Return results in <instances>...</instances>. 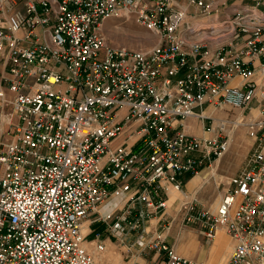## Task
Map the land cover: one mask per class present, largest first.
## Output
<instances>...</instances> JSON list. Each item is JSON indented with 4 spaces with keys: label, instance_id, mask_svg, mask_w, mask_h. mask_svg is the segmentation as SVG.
I'll return each mask as SVG.
<instances>
[{
    "label": "built area",
    "instance_id": "built-area-1",
    "mask_svg": "<svg viewBox=\"0 0 264 264\" xmlns=\"http://www.w3.org/2000/svg\"><path fill=\"white\" fill-rule=\"evenodd\" d=\"M253 1L0 0V264H95L88 217L146 233L181 175L226 151L238 126L252 139L244 168L215 211L181 202L180 226L207 242L223 230L225 264H264V8ZM122 13L157 42L109 44L103 21ZM224 108L235 114L213 116ZM117 195L122 208L101 217ZM146 247L147 264H204L160 233Z\"/></svg>",
    "mask_w": 264,
    "mask_h": 264
},
{
    "label": "rangeland",
    "instance_id": "rangeland-1",
    "mask_svg": "<svg viewBox=\"0 0 264 264\" xmlns=\"http://www.w3.org/2000/svg\"><path fill=\"white\" fill-rule=\"evenodd\" d=\"M224 1L227 5H231V7H235L238 5H245L248 3H253V0H219ZM262 2L263 0H259ZM107 23L110 26H107ZM102 32L104 33L106 40L109 44L114 46H125L127 48L132 49H145L152 46L154 43L157 42V38L153 33L148 31L143 26L136 23L130 15H126L122 13L121 15H110L106 17L102 24ZM228 114H235L231 111H227L226 108L224 109H216L213 113V116L216 118H224ZM192 128L194 131L200 132L202 128L196 121L190 120ZM215 124V121H214ZM199 128V129H198ZM252 139L247 134V130L244 126L236 127L233 132L231 133V143L228 149L222 153L219 157H212L211 161H204L200 167L197 168L196 172L187 173L186 174V182L194 176L195 174H204L208 180L204 182L200 187L197 185H190L188 190L183 186L182 190H171L168 193V200L166 201V209L164 216L166 215L168 220H172L173 216L178 212L179 206L183 201H191L199 206L206 208L210 211H215L217 204L220 201L222 194L225 190L231 187L229 181L232 177L239 174L245 166L246 158L249 153L251 147ZM219 159L218 164L215 166V159ZM213 170V173L211 172ZM180 201V202H179ZM99 209V208H98ZM175 209L177 212L175 213ZM178 214L177 222L180 225L181 221V213ZM92 219L91 224L86 223V228L84 231V240L83 245L85 248L90 251L92 254H95V245L98 241L92 243L91 240V233L94 230H99L104 234H109V230L107 227V223L104 221H96L95 219L99 218L97 214H93L88 219ZM100 219V218H99ZM85 220V221H86ZM84 221V223H85ZM155 220L153 221V224ZM192 228L195 233H197L198 226L197 224L192 223H183L181 227ZM90 229H92L90 231ZM106 229V230H104ZM218 232L215 240L218 239ZM221 233L225 234V236L230 240L231 238L222 230ZM130 234L133 235L130 241L136 242V240L140 237H145L144 232L140 229L131 230ZM112 236V235H111ZM198 239L205 243V239L203 236L197 235ZM92 243V244H90ZM233 243L229 244L227 251L221 254V251H215L214 257L220 259V264H225L230 253L232 250ZM130 246V245H129ZM131 247V246H130ZM95 248V249H94ZM94 249V250H93ZM98 251V250H97ZM96 251V252H97ZM147 248V253H150V259L153 258L154 253ZM102 252V251H100ZM131 252L126 248L125 250L116 249L115 252L112 254L111 259H129ZM94 256V255H93ZM95 262V260H94Z\"/></svg>",
    "mask_w": 264,
    "mask_h": 264
},
{
    "label": "crops",
    "instance_id": "crops-1",
    "mask_svg": "<svg viewBox=\"0 0 264 264\" xmlns=\"http://www.w3.org/2000/svg\"><path fill=\"white\" fill-rule=\"evenodd\" d=\"M261 7L264 8V0L261 3ZM17 8L22 9L23 3L19 2L17 4ZM107 26H110L109 23H107ZM6 76L4 66L0 62V81L2 77ZM193 121V120H192ZM190 122V121H189ZM190 131H192L194 134L199 136H205L208 135L206 131H199L195 132L192 127L188 128ZM2 130V122L0 123V132ZM230 143H231V137H230ZM230 146V144H229ZM219 162V159H215L214 165L216 166ZM181 180H186V174L181 175ZM208 178L203 174H195L192 176L188 182H184L185 188L188 190L190 185H197L201 186L204 182H206ZM182 181V183H183ZM199 181V183H198ZM180 202V201H179ZM123 206L122 203V195L117 196H111L106 201H104L99 206V215L101 217L105 216L107 213L113 211V213L119 211ZM177 212V209H175V213ZM172 220H168L166 215L164 214L162 216H150L146 220V233L145 237H139L133 246H129L130 241L133 240V235L130 234L131 231L127 232L125 236L119 235L120 233L114 232L112 234L110 231L109 234H104L103 232H100L99 230H94L93 233H91V242L94 243L96 241H101L105 246V251H97L95 250L94 260L95 264H147L154 260L155 254L152 259H150V253H147V247L146 242L148 240L149 235L152 234H158L160 233L166 241L172 244L174 250L184 257L191 258L193 260L200 261L204 264H220V259H217L214 257L215 251L219 250L222 253H225L227 251V248L229 244H231L233 241L232 239H228L225 234L221 233L222 230H218L219 235L217 240H212L210 242L205 241L203 243L201 240L198 239L197 235H200L197 231H195L192 228H186L181 227L178 220V214L176 213ZM96 221H99L100 219L96 218ZM155 220V223L153 224V221ZM101 221V220H100ZM86 223L89 225L92 223V219H88L85 221V223L82 226V233L84 234ZM166 223H169V226L166 227ZM92 229H90L91 231ZM106 230V229H104ZM201 236V235H200ZM217 236V235H216ZM90 243V244H92ZM128 249L131 252L129 259H111L112 254L115 252L116 249L125 250ZM95 249V248H94ZM93 249V250H94ZM97 251V252H96ZM152 251V250H150ZM149 251V252H150ZM153 252V251H152Z\"/></svg>",
    "mask_w": 264,
    "mask_h": 264
},
{
    "label": "bare ground",
    "instance_id": "bare-ground-1",
    "mask_svg": "<svg viewBox=\"0 0 264 264\" xmlns=\"http://www.w3.org/2000/svg\"><path fill=\"white\" fill-rule=\"evenodd\" d=\"M230 137H231V135H230ZM229 144H230V139H229ZM228 147H229V145H228ZM227 149H228V148H227ZM227 149H226V150H227ZM224 152H225V151H224ZM224 152H223V153H224ZM211 172L213 173V170H212ZM198 183H199V181H198Z\"/></svg>",
    "mask_w": 264,
    "mask_h": 264
}]
</instances>
